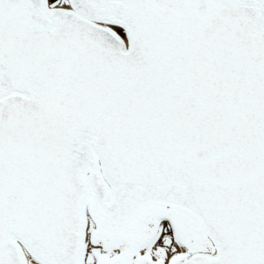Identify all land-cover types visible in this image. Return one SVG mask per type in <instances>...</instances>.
I'll return each mask as SVG.
<instances>
[{"label": "snow or ice", "instance_id": "6c2138e0", "mask_svg": "<svg viewBox=\"0 0 264 264\" xmlns=\"http://www.w3.org/2000/svg\"><path fill=\"white\" fill-rule=\"evenodd\" d=\"M0 264H264V0H0Z\"/></svg>", "mask_w": 264, "mask_h": 264}]
</instances>
